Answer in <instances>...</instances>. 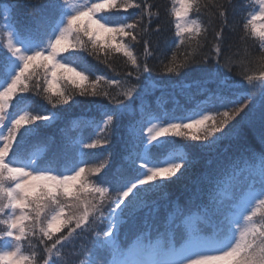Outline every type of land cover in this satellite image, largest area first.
Listing matches in <instances>:
<instances>
[{"label": "snow or ice", "instance_id": "6c2138e0", "mask_svg": "<svg viewBox=\"0 0 264 264\" xmlns=\"http://www.w3.org/2000/svg\"><path fill=\"white\" fill-rule=\"evenodd\" d=\"M26 6L36 11L21 25L16 3L0 0V264H69L65 249L86 232L87 243L72 253L87 257L86 264H264V134L259 152L220 150L236 123L251 122L257 94L264 125V0H245L244 14L232 22L235 0H171L173 42L188 51L181 59L173 54L163 71H191L190 78L163 84L153 81L147 63L148 37L161 31L159 24L151 27L159 13L149 0H47L39 6L29 0ZM130 9L140 10L131 21ZM237 28L244 56L222 60L225 30ZM141 44L143 58L135 51ZM208 44L210 51L197 59ZM79 53L96 59L122 54L129 70L90 80ZM234 65L241 69L240 81L229 75ZM169 90L171 110L155 96ZM77 94L108 102H90L99 120L75 118L96 138L50 143L42 130L59 119L52 109L75 103ZM36 96L51 109L37 106ZM125 116L136 118L125 125L121 163L111 173L107 157L89 164L85 157L111 143L110 133ZM190 148L209 157L206 170L183 203L166 205L161 219L151 197L185 175L193 163ZM145 209L143 230L121 241V227Z\"/></svg>", "mask_w": 264, "mask_h": 264}, {"label": "trees", "instance_id": "16d2710c", "mask_svg": "<svg viewBox=\"0 0 264 264\" xmlns=\"http://www.w3.org/2000/svg\"><path fill=\"white\" fill-rule=\"evenodd\" d=\"M4 3H16L17 7L15 9V17L16 21L19 24L24 25L27 24L32 16L35 14L36 9L34 7L26 6L29 3V0H3ZM31 4L39 6L47 2V0H30ZM149 3L154 5L152 11L159 13V18L153 17L151 27L154 29L157 24L160 25L161 31L159 33L152 32L150 33L148 39L150 40V51L152 55L148 58L147 63L153 69L152 78L154 82L157 83H167L169 81H176L182 78H190L187 77V74L191 71V69H185L182 71L181 75L174 74H166L163 69L166 64L172 59L173 54L176 55L177 59L182 58V54L188 51L187 46H181L177 48L175 40V28L173 23L171 22V17L168 15V9L171 7V0H149ZM245 3V0H235V13L232 10H229V21L232 22L234 20L238 21L240 16L243 15V11L241 9V5ZM140 14L139 9H130L128 15V19L134 20ZM119 19V17H115ZM216 27H219L218 22L216 23ZM242 27V25L240 26ZM241 32L240 29L237 28L235 32H231L229 30H225L226 43H225V52L222 54V60L231 56L234 60H239L244 56V49L241 46V42L239 40ZM212 32H209L208 39L211 41ZM232 44V50L229 52L227 50V45ZM247 45L249 48L253 47V42L248 41ZM211 45L208 44L204 49L201 50L197 59H199L204 54H207L210 51ZM136 54L143 58L144 56V48L143 45H137L135 48ZM254 54H258V48L253 49ZM214 55V53H212ZM77 61L85 65L89 68L91 75L90 80H94L97 75H104L106 77H114L117 74L122 75L126 71L129 70L126 62V58L123 57L122 54H112L111 57L106 58L103 54L100 55L99 59L94 58V56H90L87 53H79L76 57ZM107 61L106 63L104 61ZM211 66V65H209ZM195 67V66H193ZM234 70L229 75L231 76L233 81H240L242 77L237 73L241 71L238 65H234ZM87 74V73H86ZM69 87H71L69 85ZM105 87H107L105 85ZM243 89L237 86L236 91L240 92ZM114 93V89H110ZM31 95V94H26ZM171 92L165 91L161 93L157 91L155 96L160 97L159 103L163 108H167L171 110L173 108V104L170 99ZM155 96L148 97L149 102L152 103V108L156 109V101ZM35 104L39 107L45 109H51V106L47 104L46 101L42 99L41 96L33 97ZM75 103L72 101L69 102L68 105L58 106L56 109H52L57 112L59 119H57L53 124L43 129L42 132L50 136L52 140L50 143L59 144L62 139L75 143L81 139V137H87L91 134V130L82 129L79 125V121L75 118L80 117L82 114L88 117L95 118L99 120L101 118L100 112L96 110L94 106L90 105V102L95 101L99 104L107 105V100H103L98 97L91 96H74ZM180 103L184 104V98L180 97ZM92 107L91 111H85L88 107ZM247 111V110H246ZM260 111V98L259 94L256 96V101L252 113L251 122L249 120L239 121L236 123L235 129L230 130L229 137L220 144V150L222 151L225 147L228 148L229 154L235 153L238 149L242 147H247L251 150L259 152L262 148L260 143V137L264 134V125L261 124L259 118ZM139 109H137V114ZM136 117L134 116H125L123 119L117 122L113 131L110 133L111 143L105 146L102 149L91 150L95 153V155L85 157L88 160L89 164H99L101 161L108 158L111 164V168L109 169V173L114 170L122 161L123 157L127 154L124 151V139L122 137H126L125 125H127L130 121L134 120ZM239 120V118H237ZM63 130V131H61ZM92 138L95 139L96 136L91 134ZM168 139H175L179 143H183L186 145L196 144L198 142H194L191 140H180L175 137H168ZM91 142V140H88ZM89 151V150H84ZM192 154L193 163L189 167V169L185 172V175L181 177L180 180L175 181L174 183L166 185V191L161 193H156L151 199H154L159 204V217L163 219L166 212V205L169 204L170 201H175L179 199L181 203H183L187 196L189 195V189L194 187V182L201 176V174L206 170L205 160L209 157L200 153L198 150L189 149ZM214 159V157H213ZM214 166V165H213ZM221 197H226L227 193H220ZM166 196V198H165ZM170 210V209H169ZM148 209L138 213L134 218L128 220L126 224H124L119 232V236L121 241L128 242L133 240L142 230L143 225L141 223L145 213ZM195 211V207L193 208ZM91 233H83L81 237L77 238L74 242V247H69L65 249V253L69 258V264H73V262H78L79 259H84L85 264L87 261V257H76L72 253L75 249H79L81 244L87 243L86 238H90ZM152 236H156V232H152ZM98 260L104 259V255L102 253L98 254Z\"/></svg>", "mask_w": 264, "mask_h": 264}]
</instances>
